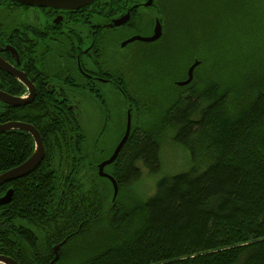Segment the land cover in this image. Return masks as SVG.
<instances>
[{
    "label": "trees",
    "instance_id": "trees-1",
    "mask_svg": "<svg viewBox=\"0 0 264 264\" xmlns=\"http://www.w3.org/2000/svg\"><path fill=\"white\" fill-rule=\"evenodd\" d=\"M220 67L218 76L203 65L184 89L130 97L137 124L106 169L119 186L115 201L95 166L111 151L100 140L91 147L71 114L38 103L23 113L8 107L1 121L39 126L46 157L17 182L0 224V255L51 264L67 240L55 264H264V36L223 54ZM169 144L186 151L189 166L162 176ZM33 152L26 132L0 134V174Z\"/></svg>",
    "mask_w": 264,
    "mask_h": 264
},
{
    "label": "flooded vegetation",
    "instance_id": "flooded-vegetation-1",
    "mask_svg": "<svg viewBox=\"0 0 264 264\" xmlns=\"http://www.w3.org/2000/svg\"><path fill=\"white\" fill-rule=\"evenodd\" d=\"M67 1L75 2L69 4ZM166 12L162 0H0V91L31 101L24 107H13L0 100V115L9 110L8 107H12L14 113L26 112L35 103L43 105L44 110L51 114H71L79 132L89 137L91 147L97 146L100 140L99 148L111 151L108 158L95 164L98 174L99 166L111 158L126 134L131 113L130 97L140 98L133 92L132 84L136 80L132 79L129 67L145 68L146 62L143 63L145 59L142 62V57H152L151 48L166 34L163 23ZM158 23L163 27L159 40L131 42L135 38H152ZM109 100L115 102V114L113 109H109ZM94 108L103 120L94 117ZM125 108V132L122 131L120 140L110 146L103 138L112 127L117 129L116 112L120 109L124 114ZM91 117L98 118L102 127L99 135L92 138L93 142L90 141L86 121ZM46 118L44 116L43 120ZM8 123H3L0 116V126ZM19 123L34 126L27 122ZM38 127L35 128L38 130ZM27 134L34 142L33 137ZM75 151L76 155L70 152L71 159H77V149ZM55 167L61 169L66 165L60 163ZM24 178L0 186V202L12 193L9 203H0V224H3L2 216L6 215L7 207L16 199L17 182Z\"/></svg>",
    "mask_w": 264,
    "mask_h": 264
},
{
    "label": "rangeland",
    "instance_id": "rangeland-1",
    "mask_svg": "<svg viewBox=\"0 0 264 264\" xmlns=\"http://www.w3.org/2000/svg\"><path fill=\"white\" fill-rule=\"evenodd\" d=\"M162 5L167 11L163 17L165 36L151 48L152 57H142V62L144 59L143 63L146 62L144 69L137 65L129 67L132 79L136 80L132 84L133 92L143 99H153L157 94L168 93L174 84L179 87L177 82L188 79V68L195 60L203 62L199 68L204 65L203 70L208 74L219 76L215 70L220 67L223 54H229L236 48H249L257 43L258 37L264 36V0H162ZM114 103L110 101L109 109H113L115 114ZM94 110V117L103 120L100 112ZM126 111L125 108L123 114L120 109L117 110L118 127H112L103 138L110 146L120 140L122 131L125 132ZM98 118L86 120L91 142L102 128ZM133 123L137 124V120H133ZM162 163L163 176L185 171L189 159L182 148L170 145L164 148ZM152 183L153 179L147 178L142 184L150 194L154 191Z\"/></svg>",
    "mask_w": 264,
    "mask_h": 264
},
{
    "label": "water",
    "instance_id": "water-1",
    "mask_svg": "<svg viewBox=\"0 0 264 264\" xmlns=\"http://www.w3.org/2000/svg\"><path fill=\"white\" fill-rule=\"evenodd\" d=\"M67 2L69 4H74L75 1H67ZM24 3H27V1H24ZM84 5L85 4H83L82 6ZM70 7L72 6H69V8ZM162 35H163V28H162L161 23H158L156 31H155V35L152 38H148V39L135 38L131 42L135 40H141L144 42H155L159 40L162 37ZM200 64H201L200 61H196L189 69L188 79L184 82L179 83L178 85L181 87L190 85L194 79L195 70L200 66ZM11 74L15 75L13 72ZM0 100L6 103L7 105L13 106V107H24L31 103V101L29 100H25L21 98H14V97L8 96L5 93H2L1 91H0ZM131 128H132V117H131V113H129L127 130H126V134L124 138L122 139L121 143L119 144V146L117 147V149L115 150L111 158L103 162L99 166L98 176L100 178L109 180L113 186V190H114L113 201H115L119 195V186H118L116 179L112 177L111 175H109L108 173H106L105 169L106 167L112 165L117 160L118 156L120 155L121 151L123 150V148L125 147V145L127 144L129 140V137L131 134ZM13 130H22V131L29 133L34 139L35 150H34L33 155L23 165L0 175V186L6 183H10L12 181L24 178L26 176H29L30 174H32L39 168V166L42 164L46 156V149L43 143V139L39 131H37V129L34 126L29 125V124L19 123V122L8 123V124L0 126V133L10 132ZM11 195L12 193L10 192L3 200H1L0 203L1 204L9 203L11 199ZM66 242L67 240H65L62 244L57 245L54 248L55 259L51 264H55L59 261L60 250ZM0 264H19V263L13 260L12 258L0 256Z\"/></svg>",
    "mask_w": 264,
    "mask_h": 264
}]
</instances>
